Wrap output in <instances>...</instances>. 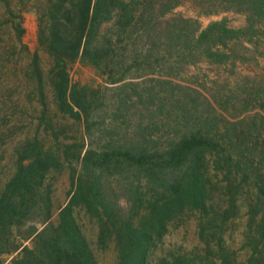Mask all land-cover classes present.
Here are the masks:
<instances>
[{
    "label": "rangeland",
    "instance_id": "1",
    "mask_svg": "<svg viewBox=\"0 0 264 264\" xmlns=\"http://www.w3.org/2000/svg\"><path fill=\"white\" fill-rule=\"evenodd\" d=\"M122 1L101 23L104 52L92 62L48 50L49 0H0V264L32 258L35 235L57 223L70 201L72 176L89 181L102 173L126 206L129 190L151 194L156 181L122 170L116 152L165 156L189 137L206 139L186 159L200 161L206 202L175 212L148 264H264V206L256 205L264 183V20L248 29L242 12H202L205 0ZM219 22L240 31L205 55L190 38ZM63 61L65 95L77 113L60 98ZM105 152L113 160L97 163ZM73 215L96 264H117L112 227L82 199Z\"/></svg>",
    "mask_w": 264,
    "mask_h": 264
},
{
    "label": "trees",
    "instance_id": "2",
    "mask_svg": "<svg viewBox=\"0 0 264 264\" xmlns=\"http://www.w3.org/2000/svg\"><path fill=\"white\" fill-rule=\"evenodd\" d=\"M49 3L52 17L46 40L48 50H55L62 54L69 52L72 58H87L92 62H95L98 55L104 52V42L99 36L100 26L108 18L110 8L114 4L116 6L120 4L117 9L127 5L122 0H49ZM204 4L205 7L202 10L204 13L234 10L246 14L248 29L264 20V0H205ZM238 31L240 30L230 29L221 22L212 23L200 30L198 35L193 34L190 41L193 37L195 47L203 48L205 55L212 56L218 54L213 49L214 46L225 45L227 38L238 34ZM60 67L56 72L62 80L61 88H59L60 98L69 110L77 113L73 110V106L68 104L65 95L68 87L65 61ZM205 144V138L189 137L183 139L179 145H175V149L166 153L165 156L145 148L116 152L123 158L125 166L121 167L122 170L132 167L140 172L145 171L149 174L147 176L154 175L156 181L151 194L143 193L144 195L140 196L143 190L141 186H136L135 190H129L126 206H121L118 199L114 197L111 191L113 188L101 179L102 173L97 174V177L92 175L89 181L82 179V176L75 181L72 176L71 182L76 187L70 201L60 209L57 223L49 221L35 235L34 246L29 250L32 258L22 255L12 259L8 264H96L92 250L73 215V205L78 199H82L88 210L101 220L102 226L112 227L118 251L117 264H148L149 251L160 240L175 212L181 210L183 204L187 202L205 205L207 191L201 182L203 175L198 173L200 161L194 162V166L186 163L189 162L186 159H189L191 152L197 151ZM114 155V152H105L102 154L103 157L98 158L97 163L100 160L110 162ZM174 157H178L179 160ZM87 158L88 155H84V161ZM183 166L187 169V173L175 172ZM24 167L27 166H22L23 169ZM95 169L98 170L97 167ZM20 175H22L21 172ZM18 179L22 183L25 177L21 176ZM148 180L146 187L151 186L154 181V179ZM139 181L138 184H140ZM26 187V190L31 192L35 184L30 181ZM258 203L264 206V183L260 187V194L257 195L256 205ZM143 204L146 205L142 206ZM138 208L144 212L141 213ZM3 211H0V222L4 219ZM256 214L255 212L254 215ZM49 216L47 215L46 218ZM261 223L260 228H264V211ZM259 233L262 236L264 234ZM26 249L25 247L24 253ZM253 258L252 254L249 261Z\"/></svg>",
    "mask_w": 264,
    "mask_h": 264
}]
</instances>
